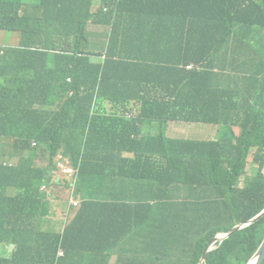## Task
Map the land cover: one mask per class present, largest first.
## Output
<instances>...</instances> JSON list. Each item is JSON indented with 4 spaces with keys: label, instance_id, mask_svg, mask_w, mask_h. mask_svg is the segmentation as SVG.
<instances>
[{
    "label": "trees",
    "instance_id": "1",
    "mask_svg": "<svg viewBox=\"0 0 264 264\" xmlns=\"http://www.w3.org/2000/svg\"><path fill=\"white\" fill-rule=\"evenodd\" d=\"M96 1L0 0V30L20 34V48L0 51V244L15 246L0 264H199L218 234L264 210L260 172L246 178L251 183L245 190H234L250 156L254 167L264 166L258 121L264 115V0H211L215 5L205 7L184 0L174 7L178 32L158 27L141 47V15L137 23L135 16L142 10L135 0ZM152 12L148 7L142 15ZM89 24L111 26L101 64L92 61ZM182 54L193 69L172 66ZM231 66L249 73L246 81H230L224 72ZM40 81L46 84L37 86ZM151 81H174L167 93L174 100L157 102ZM134 99H141L147 114L169 110L205 133L198 139L177 136L136 159L97 157V148L118 140L132 144L137 121L97 114L96 101L133 106ZM211 124L220 127L218 137ZM13 154L19 164L5 165ZM64 158L75 173L53 177ZM39 159L47 166L38 165ZM70 186L81 203L59 233L49 220L59 206L55 192ZM179 186L194 196L218 187L223 199L207 210L223 207L221 219L228 223L214 226L201 215L199 228L181 247L175 234L184 232L170 228L182 227V211L168 212L162 203ZM150 191L153 203H143L140 194L147 200ZM263 240L264 217L217 243L203 264H248ZM86 254L104 258L86 261Z\"/></svg>",
    "mask_w": 264,
    "mask_h": 264
},
{
    "label": "rangeland",
    "instance_id": "2",
    "mask_svg": "<svg viewBox=\"0 0 264 264\" xmlns=\"http://www.w3.org/2000/svg\"><path fill=\"white\" fill-rule=\"evenodd\" d=\"M111 34V26L107 25L104 26L101 30V37L98 40V45H95L93 48L97 51H103L107 47H105V39L107 41V45L110 39ZM264 35V32H263ZM105 38V39H104ZM20 42V34L18 33H12L8 34L5 31L0 30V44L5 43H11L13 45H19ZM91 48V46L89 47ZM183 55V54H182ZM181 56V55H180ZM184 56V55H183ZM196 66V65H195ZM217 73H221V70L218 68ZM224 75L230 80V81H246L243 78L245 76H248L246 72L238 73L235 66L229 67L225 72ZM46 84L44 81L38 82L37 86H42ZM259 91H261V86L258 87ZM141 104V103H135ZM135 104L133 106H121L117 105L114 102L111 101H96L94 107H98L99 109L95 110L94 112L98 114H106V115H124L125 118L134 119L136 120V125L134 127H137L141 120L140 118L135 116ZM197 110H200V107L196 108ZM191 110V107L188 106L187 111ZM128 115H125L127 114ZM258 121L261 124V126L264 128V115L258 116ZM160 124L164 125L165 128L161 131H157L155 133H152L150 135V138L153 139L156 142H148L147 137L140 133H133L130 135V140L132 141V144H121L120 140H118L116 145H108L104 148H97L95 150V155L97 157H102L107 160H114L117 158H123V159H136L138 156H143L144 152L149 147H160L165 142V140H169L171 138L177 137V136H184L187 137H199L205 132V128L196 125V123H186L183 121H179L175 119L174 117L171 118H164L159 120ZM127 124H123L122 126L125 128ZM210 129H212L214 136L218 137L220 127L216 125H210ZM236 133H239V129H235ZM117 137L120 138V132L117 133ZM162 142V143H161ZM101 146H104L105 143L101 142ZM148 146V147H147ZM22 156H25V153L23 152ZM253 156L249 157L248 165L246 168V174L244 177L240 179L239 182L236 183L234 186V190L237 192H241L245 190L248 187V183L251 182H245L247 177H253L254 173L260 172L264 176V166L260 167L259 165L254 167L252 164ZM47 161L44 159L38 160V165L46 167ZM64 170H67L68 172H71L72 174L75 173L74 169L72 168V162L69 160V158H64V163L61 166ZM255 169V171H254ZM52 175L57 178H63L64 175L61 171L58 169H55L52 172ZM73 178L70 179L69 182H72ZM154 186L157 184L156 181H153ZM219 188L222 189L224 192V186L220 185ZM168 188L164 187L162 190ZM55 195L59 199V203L56 208L53 209V215L49 218L53 222V225L56 228V232L62 233L65 231V225L60 228V226L57 224L58 222H65L69 223L70 220L74 217L76 214L78 207H75L72 204V201L78 202L80 205L81 200L79 197L74 195V188L70 186L67 191L64 187L61 189H57L55 192ZM170 195L173 197H165L162 200V203L167 204L169 206L168 212L176 213L178 211H182V216L184 218V221L182 223V227L178 228L175 225H172L170 229H180L184 234L180 236V234H175V239L180 244V246H184V243L193 237V232L196 227L197 223L199 224V221L202 217H211L210 222L214 226H221L228 223L227 220L221 219L225 218L224 215V208L220 207L218 212L210 213L207 210V207H212V204L220 201L223 199V196H221L220 192L218 191V187L214 186L209 194L201 193L197 196L192 195L188 188L186 186H179L177 188L171 187L170 189ZM154 196V191H150V194L147 196V200L145 199V195L140 194V197L144 200L143 203L151 202V198ZM65 200L67 201L65 203ZM150 203V204H151ZM136 204H138L136 202ZM152 205V204H151ZM231 217V214L228 218ZM204 222V220H202ZM236 223V221L231 222ZM197 228H199V225H197ZM15 246H8L5 248L0 247V256H3L5 254L13 255ZM171 253L176 254L179 253L177 250H173ZM113 261L111 264H114Z\"/></svg>",
    "mask_w": 264,
    "mask_h": 264
},
{
    "label": "crops",
    "instance_id": "3",
    "mask_svg": "<svg viewBox=\"0 0 264 264\" xmlns=\"http://www.w3.org/2000/svg\"><path fill=\"white\" fill-rule=\"evenodd\" d=\"M97 1H101V0H97ZM183 2L184 0H135V4L140 6L142 10L141 13L136 14L135 16V22L137 23L136 21L137 16L141 15L138 17L137 20L140 26V35L142 37V44L139 45L138 47H141L145 43L147 37H149L151 33L155 31L158 27L162 29H166V31L178 32V28L174 24L175 18H176L174 7L176 5L182 4ZM185 4L191 5V6H197V7L215 5L211 0H191V3L190 1H185ZM99 6L100 4L96 3L94 7L95 12H97ZM148 7H150L153 12L150 13L149 15H142L143 10H146V8ZM104 26H107V25H103V24H89L88 25V34H89L93 47L95 45H98V40L100 38H103L101 37V30L103 29ZM104 43H105V47H107L106 39ZM0 45L5 46V45H13V44L5 43V44H0ZM92 46L90 48L91 53L94 55V57L92 58V61L97 64L103 63V61L107 57V54L105 53L107 48L103 51H97ZM179 58H180V61L172 65L175 69L187 70L188 66L195 67L194 62L192 63H190L189 61L186 62L184 60L183 55L179 56ZM167 82H171V83L158 84V83L152 82V84L150 85L153 87L155 91V98L157 102H161L162 99H167L168 102H172L174 100V96L171 97L167 94L168 91L172 89V85L174 81H167ZM161 93H166L167 96H162ZM140 100L141 99H134L135 103H139ZM139 106L141 107L140 111L137 110ZM101 115H103L104 117H113V118H121L122 116L125 117L124 115H119V116L106 115V114H101ZM125 115H128V113ZM135 116L142 119L140 124L137 127H135L137 129V134H140V133L144 134L148 139L147 141L148 143V142H156L150 138V135L152 133H155L157 131L162 132V129L165 128L164 125L160 124L159 120L164 119V118H170V117H173L174 115H172L169 112V110H164L163 112L153 111L152 114H147L146 111L142 109V104H137V105L135 104ZM201 136L193 137V138L198 139ZM187 137H190V136L187 135ZM174 138H171V139H174ZM166 141L167 140L163 142H166ZM59 223H63V225L68 224L65 222H58L57 224L60 225ZM103 258H104V254H100L97 256L86 254L83 259H85L86 261H102Z\"/></svg>",
    "mask_w": 264,
    "mask_h": 264
},
{
    "label": "water",
    "instance_id": "4",
    "mask_svg": "<svg viewBox=\"0 0 264 264\" xmlns=\"http://www.w3.org/2000/svg\"><path fill=\"white\" fill-rule=\"evenodd\" d=\"M264 217V210L259 213L255 218H253L252 220H250L249 222L242 224V225H237L236 227H234L230 232L228 233H220L218 234L215 239L213 241H211L209 243V245L206 247L203 256L201 258V261L199 264H203L206 260L207 254L212 251L213 247L219 243L220 241H223L229 237H231L233 234H235L237 231L251 225L252 223L257 222L258 220H260L261 218ZM252 262H254V264H263L264 263V240L261 243L258 251L256 252L255 256L251 259V261L248 264H252Z\"/></svg>",
    "mask_w": 264,
    "mask_h": 264
},
{
    "label": "clouds",
    "instance_id": "5",
    "mask_svg": "<svg viewBox=\"0 0 264 264\" xmlns=\"http://www.w3.org/2000/svg\"><path fill=\"white\" fill-rule=\"evenodd\" d=\"M105 11H107V9L105 8ZM13 48H15V49H18V48H20L18 45H0V51H1V53L3 54L4 53V51L6 50V49H13ZM69 82L71 81L70 79L68 80ZM72 93H70V95H71ZM205 133V132H204ZM37 145V142H33L32 143V146H36ZM19 162H20V157H19V155L18 154H13V156L10 158V159H6V161H5V165H7V166H16V165H18L19 164ZM62 164H60V166H59V168H55V169H58L59 171H61L62 173H63V175H64V171H67V170H64L62 167ZM247 168V167H246ZM53 176V175H52ZM53 177H55V176H53ZM55 178H57V177H55ZM64 178V177H63ZM59 179H62V178H59ZM8 194H9V196H15L16 194H17V190L15 189V188H10L9 189V191H8ZM52 226H53V229L56 231V228H55V226L52 224ZM60 226V225H59ZM60 228H61V226H60ZM45 229H47V228H45ZM0 247L1 248H5L6 247V245H4V244H0ZM63 252H61L60 253V256H63ZM12 256V254L11 255H8V254H5V255H3V256H0V258H10Z\"/></svg>",
    "mask_w": 264,
    "mask_h": 264
},
{
    "label": "built area",
    "instance_id": "6",
    "mask_svg": "<svg viewBox=\"0 0 264 264\" xmlns=\"http://www.w3.org/2000/svg\"><path fill=\"white\" fill-rule=\"evenodd\" d=\"M187 69H189V70H190V69H193V66H188ZM72 204H73L74 206H77V205H78V204H77L76 202H74V201H72Z\"/></svg>",
    "mask_w": 264,
    "mask_h": 264
},
{
    "label": "bare ground",
    "instance_id": "7",
    "mask_svg": "<svg viewBox=\"0 0 264 264\" xmlns=\"http://www.w3.org/2000/svg\"><path fill=\"white\" fill-rule=\"evenodd\" d=\"M254 256H255V254L253 255V257H254ZM249 262H250V261H249ZM249 262H248V263H249ZM252 264H254V262H252Z\"/></svg>",
    "mask_w": 264,
    "mask_h": 264
}]
</instances>
